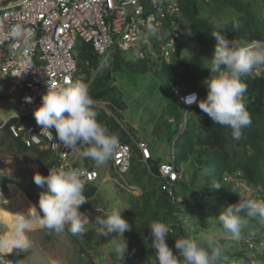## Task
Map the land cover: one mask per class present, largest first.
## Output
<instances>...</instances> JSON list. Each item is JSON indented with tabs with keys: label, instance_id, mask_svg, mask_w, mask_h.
<instances>
[{
	"label": "trees",
	"instance_id": "trees-1",
	"mask_svg": "<svg viewBox=\"0 0 264 264\" xmlns=\"http://www.w3.org/2000/svg\"><path fill=\"white\" fill-rule=\"evenodd\" d=\"M262 2L264 1L179 0L185 23L190 27L194 37L202 43L203 47L211 45L213 50L215 42L212 41V31L216 30L217 24L211 22L207 16L210 10L218 14H227L224 31L229 40L234 39L239 43L249 44L256 39L264 38V22L261 12L256 10V4H262ZM162 34L163 42L174 39L168 29H165ZM161 43L156 40L158 52H161ZM184 51L185 44L181 39L178 41L177 52L172 60L167 61L163 57L159 58L161 62L159 60L155 62L150 58L140 59L136 70L146 72L155 64L157 71L164 77L166 108L168 115L174 118L176 124L172 158L164 162L172 161L174 158L176 164L181 166V159L188 161L191 157L196 171L192 175L185 172L183 178L175 182L174 192L171 195L169 188L166 187L168 186L166 181L157 176L160 165L164 162L153 156L148 160L149 165L146 163L145 166L144 162L140 172L142 176L147 175L148 179L138 178L135 175L132 180V184L136 183L142 188V194L132 193V204L121 213L132 225V230L124 234L129 253L126 254L125 260L123 259V264H157L154 249L151 248L150 243V222L152 221L166 222L173 228L166 239L174 251L175 239L179 237L197 239L202 247L210 250L207 241L201 238L211 234L209 229L212 228L214 234L210 238L213 245H219L222 249V257L218 264H237L240 260H243L245 264H254L253 258L264 262V249L259 251L253 246L249 247L250 257L245 247L247 243L243 244L239 240L230 238L224 230L220 231V235L215 234L216 226L219 224L216 218L225 205L238 202L240 197L264 201V79L253 73L243 78L246 90L242 100L251 115L252 122L243 130V136L239 141L233 140L231 129L214 124L205 113L200 111L198 105L187 109L176 94V89L184 87L187 90H198L202 98L207 94V89L202 83L203 79L210 74V70L204 67L205 59L199 56L191 60L185 59ZM76 58L79 72L85 74V78H80L78 81L88 85L89 93L97 104L93 107L97 112L98 120L111 132L116 133L119 140L131 144L134 149L136 147L134 139H138L135 128L130 122L127 121L128 125L123 122L128 104L122 91L113 81L115 60L103 61L101 54L94 49L93 45L83 39H79L76 44ZM120 65L123 64L120 63ZM131 67L133 68L132 65ZM97 71L98 73L93 77ZM108 111L113 114H109ZM14 122L19 121L12 118L10 124ZM3 129L9 138L11 136L9 126ZM14 140L18 148L36 155L39 168L31 174V182L34 181L33 178L37 172L47 175L50 168H54L57 161L54 152L38 147H27L21 140ZM5 141L6 138H3L2 142ZM86 147L82 145V151ZM137 160L133 154L131 166L133 172H135L134 163ZM83 164L89 168L95 167L94 161L88 158H83ZM147 168H151V172H148ZM198 169L202 170V175H199ZM236 179L243 181L244 187H253L254 193H242L236 187L238 184ZM7 180H9L7 176H0V185L5 186ZM214 184L222 186L217 189ZM25 190L30 200L39 206L35 193L30 189ZM40 191L41 189L37 186L35 192ZM84 191L88 198H94L98 192L96 182L86 183ZM188 214H192V221L183 222L182 218L187 217ZM208 223H211L212 227ZM219 227L222 225L219 224ZM97 229L101 230L99 233L102 236V243L104 240L120 236L117 234L106 236L101 226ZM250 233L253 236L259 233L258 242L264 241L262 237L264 236V218L256 217L249 220L242 236ZM75 239L79 240L76 236ZM227 243L232 246L227 248ZM237 245L240 248L236 247ZM100 246L96 244L92 248L98 250ZM81 251L89 255L85 246H81ZM89 260L93 261L92 258Z\"/></svg>",
	"mask_w": 264,
	"mask_h": 264
},
{
	"label": "built area",
	"instance_id": "built-area-1",
	"mask_svg": "<svg viewBox=\"0 0 264 264\" xmlns=\"http://www.w3.org/2000/svg\"><path fill=\"white\" fill-rule=\"evenodd\" d=\"M149 24L157 33L146 40ZM165 29L174 39L163 42ZM185 30L179 0H0V87L19 98L18 115L15 113L3 122L0 130L9 126L12 137L25 146L51 150L57 160L54 168L64 165L81 172L84 184L98 181L97 169L83 163L77 165L72 160L74 150H67L40 133L34 110L41 104L42 95L49 84L60 87L65 81L85 78L79 72L76 58L79 39L91 43L102 58L107 55L103 61L120 50L134 51L140 59H148V55L155 54L154 50L158 52L156 40H159L162 42L159 57L170 61ZM251 43L264 44V38ZM257 70L253 74L264 79V65L257 66ZM175 92L187 109L198 103L186 104L185 98L193 93L202 98L198 90L176 89ZM26 97H31L32 102H27ZM12 118L19 122L10 124ZM137 144L142 158L148 162L152 158L150 148L144 142ZM132 163V145L119 140L112 157L115 180L121 188L136 194V187L125 179ZM184 174L173 158L160 165L157 176L166 181L173 195L175 182ZM3 234L0 232V239ZM12 253L0 248V264H21Z\"/></svg>",
	"mask_w": 264,
	"mask_h": 264
},
{
	"label": "clouds",
	"instance_id": "clouds-1",
	"mask_svg": "<svg viewBox=\"0 0 264 264\" xmlns=\"http://www.w3.org/2000/svg\"><path fill=\"white\" fill-rule=\"evenodd\" d=\"M147 31L146 40L157 33L152 24L147 26ZM212 35L216 40L213 55L204 61V67L210 70V74L202 81L207 94L200 98L193 93L185 98V103H198L201 112L214 124L231 129L232 139L239 141L243 130L252 122L242 100L246 90L243 78L256 65L264 64V44H242L229 40L219 31H212ZM25 99L32 102L31 97ZM93 106L88 86L68 80L60 87L49 84L41 104L34 110V118L40 133L65 149L79 151L80 145H86L79 155L91 159L96 167H100L113 157L119 137L98 120ZM82 177L81 172L64 165L50 168L47 175L39 172L34 175V183L41 189L38 209L35 207L41 228L57 233L67 228L73 235H83L88 230L86 225L90 219L80 210L88 199ZM221 186L214 184L217 189ZM31 209L28 216H17L13 238L10 241L0 240V248L5 253L11 252L14 247L27 250L31 246L26 234L32 225ZM122 210L104 212L97 208L102 215H97L94 221L102 227L104 235L124 236L125 232L132 230V225L122 216ZM256 217L264 218V201L240 197L238 202L225 205L216 220L230 238L240 240L249 220ZM169 233H172V228L166 222H150V243L157 264H218L222 257L221 247L213 245L212 239L207 236L201 239L207 241L210 250L202 247L197 239L179 237L175 239L174 251L167 243ZM113 251L118 258L125 260L129 253L127 240L118 243Z\"/></svg>",
	"mask_w": 264,
	"mask_h": 264
},
{
	"label": "rangeland",
	"instance_id": "rangeland-1",
	"mask_svg": "<svg viewBox=\"0 0 264 264\" xmlns=\"http://www.w3.org/2000/svg\"><path fill=\"white\" fill-rule=\"evenodd\" d=\"M173 1V0H170ZM204 1V0H203ZM264 1V0H263ZM256 10L261 12V16L264 22V2L262 4H256ZM227 14L209 11L207 16L209 17L211 22H216V30L222 34H225V17ZM229 15V14H228ZM264 27V23H263ZM182 41L185 44V51L183 54V58L191 60L195 56H199L200 58L208 59L213 55V49L211 45L202 46V43L194 37L190 27L186 25V31L183 34ZM212 41L215 42V37L212 35ZM246 44V43H245ZM155 54L148 55V59H152L155 62L159 60V55L156 50ZM177 52V50H176ZM107 55L103 56L106 58ZM111 61H114L113 65V81L122 91L123 97L128 104V109L124 112L123 122L128 125V120L131 125L136 124L139 127V133H143L145 139L148 141L155 159H160L161 161H166L172 158V153L174 150V144L176 139L175 129L176 124L174 122V118L172 119L171 115H168V111L166 108V88L165 81L163 75L157 71V66L154 64L153 68L146 72H139L136 70L137 64L139 63L140 57L137 52L134 51H122L120 50L118 54H112L110 57ZM172 60V59H171ZM123 64V65H120ZM120 65V66H119ZM133 66V68L131 67ZM264 65V64H260ZM256 65L251 73H256L257 66ZM98 73L95 72L93 77ZM250 73V74H251ZM4 91V87L2 88ZM183 90H186L185 87ZM19 109V98L17 96H10L7 91L5 93L0 94V125L3 122H6L10 119ZM169 118L172 119L171 124L167 125V121ZM160 122V123H159ZM157 124L156 132L154 133L150 129V124ZM184 126V125H182ZM136 134V132H135ZM6 138V141L9 140L6 136L5 130H0V142L1 139ZM8 142V141H7ZM11 142V141H10ZM16 149V148H15ZM140 149V148H139ZM0 155H3L4 150H6L8 154V158L11 161H15V167H13V171H7L6 176L15 181H21L25 186H27L32 192L35 193V197L39 201L40 192H35L37 190V185L32 183L29 184L21 180L28 173V169L34 170L37 168L38 164L36 163V155L32 152H23V156L19 157L18 152H11L13 147L11 144H7L5 146L0 145ZM2 153V154H1ZM17 155V156H16ZM76 156L73 155L72 159ZM135 157V155H134ZM143 160V161H142ZM2 161V160H0ZM141 161V163H139ZM3 162V161H2ZM77 165L82 163V156H78L75 159ZM146 160L138 158L135 163L134 170L130 171L126 174V179L133 182V178L135 175L138 178H146L147 175H141L140 170L143 168ZM181 167L187 172L189 175H192L196 168L194 167L193 160L190 159L187 161L185 159H181ZM22 164V166L20 165ZM149 165V164H148ZM200 168V166H198ZM99 171L102 174V177L97 181L98 192L95 195L93 206H97L88 214L90 216V221L86 225L88 229L83 235L76 234L73 235L70 233L67 228L65 231L61 233H57L55 231H49L47 229L41 228L37 222L38 216L32 218V225L29 229L26 230V234L30 241V247L27 250H21L17 248L13 250L12 257L22 264H123L124 261L122 258H118L114 254V248L118 243H122L125 240V236L113 237L109 240H104L102 243V236L99 232L101 230L97 229L100 225L95 223V217L97 215H102L97 211V208L100 207L104 212H110L114 209H127L131 201V194L133 192L128 191L125 188H121L118 183L115 181V175L111 176V179L107 181H103L102 179L105 176V169L102 166L98 167ZM148 172H151V168H147ZM199 175H202V170H199ZM209 173V172H208ZM21 178V179H20ZM237 180V179H236ZM8 181L5 182V186L0 185V193L1 192H9L11 188V184L8 186ZM236 187L239 188L242 193H254L255 189L253 187H244L243 181L237 180ZM130 184V183H129ZM138 194L141 195V191H137ZM28 197V196H27ZM263 201V200H261ZM99 205V206H98ZM37 207V206H36ZM38 208V207H37ZM83 206L80 210H82ZM84 213V212H83ZM183 222H191L192 214H188L187 217L182 218ZM210 227H212L211 223H208ZM216 226V225H215ZM173 229V228H172ZM211 234L207 235L210 237L214 234V230L212 228L209 229ZM215 234L220 235V231L223 230L222 227L216 226ZM7 233H6V232ZM14 228L10 227L8 224L2 222L0 220V232L3 234V238L8 236L7 234L13 232ZM258 232V230H257ZM9 233V234H10ZM95 233V234H94ZM227 234V233H226ZM246 235V234H245ZM75 236L79 238V240L75 239ZM264 237V236H262ZM260 237V238H262ZM259 233L257 235H252L251 233L246 236H242L239 241L243 244H246V248L248 249V256H250L251 246L254 249H258L259 251L264 249V241L258 242ZM245 242V243H244ZM96 244H100L101 246L98 250H93V246ZM81 246H85V250L89 251V255H86L81 251ZM230 244H226L227 248H230ZM238 247V245L236 246ZM240 248V246L238 247ZM245 250V248H243ZM98 253L96 254L95 253ZM248 256L247 259H248ZM251 257V256H250ZM90 258L93 261L89 260ZM253 263L264 264L260 260L253 258ZM237 264H245L243 260H240Z\"/></svg>",
	"mask_w": 264,
	"mask_h": 264
},
{
	"label": "crops",
	"instance_id": "crops-1",
	"mask_svg": "<svg viewBox=\"0 0 264 264\" xmlns=\"http://www.w3.org/2000/svg\"><path fill=\"white\" fill-rule=\"evenodd\" d=\"M187 90V89H186ZM2 93H5V91L2 89V87H0V94H2ZM8 93V92H7ZM9 95L10 96H16V95H12V94H10L9 93ZM109 112V114H113L111 111H108ZM171 121H172V119L171 118H169V120L167 121V125H170L171 124ZM128 122H130L129 120H128ZM160 123V122H159ZM2 125V124H1ZM132 126L135 128V132H136V135H137V138L141 141V142H144L149 148H150V150H151V153H152V156H153V151H152V149H151V147H150V145H149V143H148V141L145 139V136H144V134L143 133H139V127L136 125V124H132ZM158 126H157V124H155V126L151 123L150 124V129H151V131H153L154 133L156 132V129H158L157 128ZM11 135V134H10ZM9 140H7V141H5L4 143L2 142V140L3 139H1V142H0V145L1 146H5V145H7V144H11V146L13 147V150L11 151V152H13V154H15V152H18V154H19V157H22L23 156V150H21V148H18L17 146H16V144H15V138L14 137H12V135L8 138ZM138 139H134V144L136 145V147H134V149H133V154L135 155V157L138 159L139 157H140V159H143L142 158V155H141V152H140V149H139V146H138V144H137V142L139 141ZM11 141V142H10ZM16 148V149H15ZM1 151V150H0ZM79 151H82V145H80L79 146ZM79 151H75L74 150V154L73 155H75L76 157L74 158V159H72L74 162H75V159L78 157V156H80L79 155ZM2 154V153H1ZM72 155V156H73ZM8 154H7V152H6V150H4V153H3V155H0V160H2V161H0V176H6V174H7V171H13V167H15V161H11L10 159H7L8 157ZM17 156V155H16ZM36 158V157H35ZM153 158H154V156H153ZM156 158V157H155ZM158 159V158H157ZM36 163L38 164V166H37V168L36 169H34V170H30V169H28V173L24 176V178H20L21 180H24V181H26L28 184H29V182L30 181H32L31 179V174L32 173H35L37 170H38V168H39V163H38V161H37V158H36ZM143 161V160H142ZM167 161V160H166ZM164 162V161H163ZM76 163V162H75ZM82 163H83V157H82ZM81 163V164H82ZM139 163H141V161L139 162ZM146 163L147 164H149L147 161H146ZM95 164V163H94ZM135 164V163H134ZM21 166H22V164H20ZM4 167H8V169L7 170H5L4 169ZM102 167H103V169H105V176H104V178L102 179L103 181H107V180H109V179H111V176H113V174L117 177V174L114 172V169H113V166H112V158L110 159V160H108L105 164H103L102 165ZM95 169H97L98 171H99V169H98V167H94ZM130 171H131V169H130ZM129 171V172H130ZM128 172V173H129ZM99 174H100V178L102 177V174H101V172L99 171ZM127 174V173H126ZM126 174H125V179H126ZM115 177V178H116ZM99 178V179H100ZM98 179V180H99ZM10 181H8L9 183L8 184H10L12 181H13V183L12 184H16L17 186H19V188L20 189H22L24 192H25V194H26V196H28V194H27V192H26V190L25 189H29L27 186H25L21 181H15V180H12L11 181V179H9ZM127 180V179H126ZM116 181V180H115ZM128 182V181H127ZM32 183H34V181L32 182ZM129 183L131 184V185H133V186H135L136 187V189H137V191H141V193H142V188L138 185V184H136V183H133L132 184V182L131 181H129ZM96 184H97V181H96ZM136 194H138V192L136 193ZM0 198H1V193H0ZM28 198H29V196H28ZM88 198V197H87ZM95 198V197H94ZM94 198H88L87 199V201L82 205L83 206V208H82V210H81V212H84V214L86 215V216H88L89 217V219H90V216H89V214H88V212L89 211H93L94 210V208H96L97 206H93V201H94ZM29 200H30V198H29ZM31 201V200H30ZM33 202V201H32ZM34 203V205H35V207L37 206V204L35 203V202H33ZM81 206V207H82ZM99 206V205H98ZM38 207V206H37ZM98 208H100V207H98ZM38 209V208H37ZM89 223V222H88ZM10 233V232H9ZM9 233L7 234V235H9Z\"/></svg>",
	"mask_w": 264,
	"mask_h": 264
},
{
	"label": "bare ground",
	"instance_id": "bare-ground-1",
	"mask_svg": "<svg viewBox=\"0 0 264 264\" xmlns=\"http://www.w3.org/2000/svg\"><path fill=\"white\" fill-rule=\"evenodd\" d=\"M4 169L7 170L8 167H4ZM30 209L33 214L32 218L39 215L34 203L29 200L25 192L16 184H11L9 192H1L0 219L11 228L14 226L17 216L19 214L28 216ZM13 234L14 231L0 240L10 241L13 238ZM16 249L15 247L13 248V250ZM13 250L11 252H14Z\"/></svg>",
	"mask_w": 264,
	"mask_h": 264
}]
</instances>
